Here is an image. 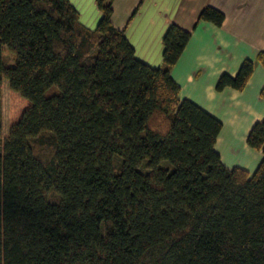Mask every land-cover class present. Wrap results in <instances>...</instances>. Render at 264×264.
Masks as SVG:
<instances>
[{
    "label": "trees",
    "instance_id": "obj_1",
    "mask_svg": "<svg viewBox=\"0 0 264 264\" xmlns=\"http://www.w3.org/2000/svg\"><path fill=\"white\" fill-rule=\"evenodd\" d=\"M114 1L96 0L89 29L69 0H0V264H264V119L247 136L254 173L225 168L222 124L170 75L190 33L171 25L162 66L147 65ZM3 81L29 103L5 137Z\"/></svg>",
    "mask_w": 264,
    "mask_h": 264
},
{
    "label": "crops",
    "instance_id": "obj_2",
    "mask_svg": "<svg viewBox=\"0 0 264 264\" xmlns=\"http://www.w3.org/2000/svg\"><path fill=\"white\" fill-rule=\"evenodd\" d=\"M79 21L93 29L101 16L95 0H69ZM211 7L223 14L220 26L200 19ZM112 24L124 31L141 62L163 64V37L171 25L190 33V39L171 77L186 99L216 118L222 129L214 149L227 169L241 168L252 175L262 152L247 144L252 127L264 119V66L255 62L264 51V0H115ZM245 60L254 70L242 91L216 90L223 74L235 76Z\"/></svg>",
    "mask_w": 264,
    "mask_h": 264
},
{
    "label": "rangeland",
    "instance_id": "obj_3",
    "mask_svg": "<svg viewBox=\"0 0 264 264\" xmlns=\"http://www.w3.org/2000/svg\"><path fill=\"white\" fill-rule=\"evenodd\" d=\"M96 4V0H95ZM97 25V24H96ZM96 25L93 29L96 28ZM7 81L2 84L1 110H2V135L7 136L11 125L16 123L29 103L17 94L13 93Z\"/></svg>",
    "mask_w": 264,
    "mask_h": 264
}]
</instances>
